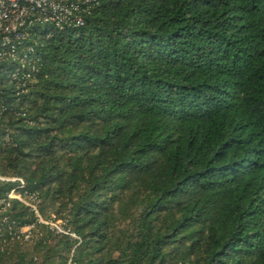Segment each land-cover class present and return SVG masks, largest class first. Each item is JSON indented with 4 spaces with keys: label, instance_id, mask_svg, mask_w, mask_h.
<instances>
[{
    "label": "trees",
    "instance_id": "16d2710c",
    "mask_svg": "<svg viewBox=\"0 0 264 264\" xmlns=\"http://www.w3.org/2000/svg\"><path fill=\"white\" fill-rule=\"evenodd\" d=\"M83 16L0 70V264H264V0Z\"/></svg>",
    "mask_w": 264,
    "mask_h": 264
},
{
    "label": "built area",
    "instance_id": "2783aa9c",
    "mask_svg": "<svg viewBox=\"0 0 264 264\" xmlns=\"http://www.w3.org/2000/svg\"><path fill=\"white\" fill-rule=\"evenodd\" d=\"M98 4L99 0H0V70L4 64L14 65V62L21 60L20 55L24 57L21 61L22 67L24 68L26 64L31 66L35 50L31 43L37 40L35 30L38 27L48 29L45 32L47 38L53 36V31H49L48 26L57 30L81 27L85 22L83 14ZM19 71L20 68H17L10 74L13 80L16 79ZM0 181H19L22 186L24 185L22 179L0 176ZM9 198L19 199L31 207L39 223L49 225L60 234H69L63 221H47L42 218L38 207L39 198L36 194L27 201L20 194L12 191ZM34 228V225L22 228L17 236L18 239L29 241L33 236Z\"/></svg>",
    "mask_w": 264,
    "mask_h": 264
}]
</instances>
